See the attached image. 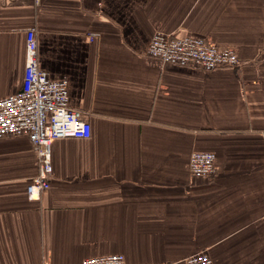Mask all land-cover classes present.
<instances>
[{"label": "crops", "instance_id": "crops-1", "mask_svg": "<svg viewBox=\"0 0 264 264\" xmlns=\"http://www.w3.org/2000/svg\"><path fill=\"white\" fill-rule=\"evenodd\" d=\"M66 78L88 138L50 145L49 188L29 199L38 159L0 138V264H264V0H0V97L21 87L25 34ZM234 47L236 67L160 63L154 31ZM216 171L197 177L192 151Z\"/></svg>", "mask_w": 264, "mask_h": 264}, {"label": "built area", "instance_id": "built-area-1", "mask_svg": "<svg viewBox=\"0 0 264 264\" xmlns=\"http://www.w3.org/2000/svg\"><path fill=\"white\" fill-rule=\"evenodd\" d=\"M35 28L25 34V63L21 87L0 97V138L25 136L31 142L38 159L37 173L26 185L29 199H37L49 188L52 165L50 145L62 137L88 138L90 122L81 119L69 105L66 78H52L37 59ZM146 55L160 63L198 67L204 71L216 67H236L240 58L234 47L210 43L201 35H175L156 30L151 35ZM188 171L197 177L216 171L212 151H192L187 161ZM79 264H125L121 253L85 257ZM185 264H212L206 251L192 253Z\"/></svg>", "mask_w": 264, "mask_h": 264}]
</instances>
